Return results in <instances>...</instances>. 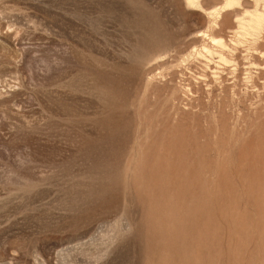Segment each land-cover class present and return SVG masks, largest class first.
Wrapping results in <instances>:
<instances>
[{
  "label": "rangeland",
  "instance_id": "obj_1",
  "mask_svg": "<svg viewBox=\"0 0 264 264\" xmlns=\"http://www.w3.org/2000/svg\"><path fill=\"white\" fill-rule=\"evenodd\" d=\"M199 2L0 0V264H264V29Z\"/></svg>",
  "mask_w": 264,
  "mask_h": 264
},
{
  "label": "bare ground",
  "instance_id": "obj_2",
  "mask_svg": "<svg viewBox=\"0 0 264 264\" xmlns=\"http://www.w3.org/2000/svg\"><path fill=\"white\" fill-rule=\"evenodd\" d=\"M199 1L200 0H185V3L188 6L196 7L200 3ZM239 1L240 0H225V7L232 6L235 3H239ZM253 2L254 9L252 11L248 10L245 14L246 16L244 15L245 17L240 20L241 22H239L243 31H246L248 33H254L256 31L264 29V0H253Z\"/></svg>",
  "mask_w": 264,
  "mask_h": 264
}]
</instances>
